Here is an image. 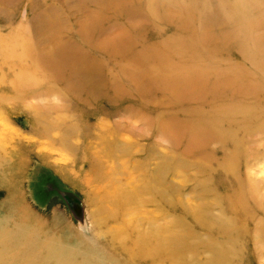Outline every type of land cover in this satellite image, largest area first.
Listing matches in <instances>:
<instances>
[{
	"label": "rangeland",
	"instance_id": "1",
	"mask_svg": "<svg viewBox=\"0 0 264 264\" xmlns=\"http://www.w3.org/2000/svg\"><path fill=\"white\" fill-rule=\"evenodd\" d=\"M121 1L0 0V243L3 232L19 239L8 258L27 251L15 264H56L51 248L74 244L73 264H131L109 246L112 204L96 214L95 192L109 184L103 176L95 187L91 162L134 190L124 150L136 140L133 153L175 160L176 187L212 191L208 203L222 210L213 216L233 236L215 228L213 245L240 252L238 264H264V0ZM45 122L57 124L47 137ZM156 208L136 211L141 229L178 217L204 234L180 208Z\"/></svg>",
	"mask_w": 264,
	"mask_h": 264
},
{
	"label": "bare ground",
	"instance_id": "2",
	"mask_svg": "<svg viewBox=\"0 0 264 264\" xmlns=\"http://www.w3.org/2000/svg\"><path fill=\"white\" fill-rule=\"evenodd\" d=\"M120 2H122V1L120 0ZM126 5H127V3H126ZM198 10H199V8H198ZM135 14L136 13H134V15ZM171 21H173V20H171ZM234 24H236V23L234 22ZM207 27H208V25H207ZM104 33H107V31H105ZM126 37H127V35H126ZM210 39H212V38H210ZM231 39H232V37H231ZM115 41H116V39H115ZM128 45H130V44H128ZM168 46H170V45H168ZM167 49H169V48H167ZM191 49H193V48H191ZM191 55H192V53H191ZM189 58H190V56H189ZM197 59H199V57ZM120 61H122V60H120ZM133 61H135V60L133 59ZM172 61L174 62V60H172ZM121 65H123V64H121ZM179 72H180V70H179ZM189 77H191V76H189ZM204 77H202V78H204ZM197 80H199L198 77H197ZM184 81H186V79ZM191 83L193 85H190L188 87L189 89H187V90L191 91V89H194V86L196 87L197 84L194 83V81H191ZM201 83H204V82L202 81ZM218 83H216V84L218 85ZM176 86H178V84ZM198 88H200V87H198ZM183 89L185 91V87H183ZM234 91H235V89H234ZM197 96H198V94H197ZM223 112H224V110H223ZM259 116H261V115H259ZM244 118H246V117H244ZM126 119H128V118L126 117ZM128 120H130V122L133 123V126H135V128H136L137 124H140V123H142V121H144L143 119H139L138 116H136V118H130ZM216 123H217V121H216ZM216 123H214V124H216ZM115 125H116L115 126L116 130H118L119 132L125 131L124 126L120 125L119 123H115ZM40 127L44 130L45 137H47L48 131H50V130L54 131L57 128V124H55V126L52 125L51 127H49V124L45 122V125L41 124ZM163 127H165V126H163ZM167 128H168V125H167ZM199 129L191 132V135H190L191 140L190 139H188V140L191 141L192 143H195V137H197L198 135L204 134V132L206 131V129H204V128H199ZM136 130H138V128H136ZM167 133H168V137H169L168 142H170V138L172 137L173 134H171V131H169V130L167 131ZM175 135H177V134H175ZM101 136L97 137V142H99V140H101V138L103 137V136L102 137ZM165 138H166V136H165ZM128 143L129 144L125 145L124 151L127 153L128 158H129L128 164L130 163V165H133L134 169L137 172V176L139 178V187H137L136 189H138V190H136V189L126 190L123 188H116V184L114 183L115 178L117 176L116 172H106V171L104 172L102 170V168H100V171H99L97 168H95L93 166V163L95 161H93V163L91 162L92 181L94 183L95 182L97 183L95 185V187L98 188L97 185H99V181L103 179V176L105 177V179L107 180V183L109 184L107 186L108 189L106 191L103 190V194L101 193L102 195H100L101 191L95 189V190H97L96 192L99 194V196H97V193L95 192L96 196H95V200H94L95 202L94 203L97 204V206H98L96 209L97 216H99L101 213H103L104 211H106L108 209L107 206L103 205L105 202H109L110 204H112V211H110L111 212L110 218H108L106 220L107 222L109 221V222L115 223V226L114 227L112 226L111 228H109V231L107 233L111 237V241L109 244L110 248L119 252V255L121 254L131 264H147V263H150V264H238L239 260L241 259V253L240 252H238V251L227 252L224 249H220L219 247H216L215 246L216 244L213 245L214 240L212 238V235L214 234L213 229H215V228L221 230L222 237H226L227 239H230V238H233V236L228 233V231L225 227V225H227L226 223L228 221L224 220L226 222L225 223V222L221 221L220 219H218V217L213 216L214 210H219L220 212H222V210H221L220 206H218L217 204H209L208 203L207 199H208V197H210V194L212 193V191H209L208 189H205V188H203V190H202V187L197 186L196 189L200 188L199 189L200 194H199L198 191H196L195 189L188 190L187 187H185V185L182 186L181 188L176 187L173 183V180L169 181L170 176L173 175V162L175 161L171 156H169L168 154L159 155L155 151H151V152L148 151L146 153L144 151V148H140L141 152L135 150L133 153V149L135 146L138 145V142L136 140H130V142H128ZM97 145H99V144H97ZM188 145L190 146V144H188ZM62 147H65V144H62ZM153 149H154V147H153ZM137 154L138 155L144 154L145 157H143L142 161L135 162V164H134L130 160H131V157L133 155H137ZM93 160H94V158H93ZM90 180H91V178H90ZM112 184H114L113 187L111 186ZM111 191H113V192H111ZM104 192H105V194H104ZM193 200L195 201L194 202L195 204L191 203V201H193ZM113 203H114V205H113ZM141 206H145V207L151 206V207H155V208L157 206L155 213L157 212L160 214L164 213L165 209L166 210L167 209L173 210L176 208H180L183 214H185L187 217H191L195 221V224L201 229V233L203 232L204 234H199L200 231H199V233H195V232L188 230L189 227L186 224L185 220H183L182 218H178V217L170 218L171 219L170 221H172V222H169L163 226H161L160 224L159 225L157 224L156 230H154V228H152V227H151V230H149V229L143 230L140 227V221H138L137 219H134L135 215H136V211L139 210L141 208ZM113 211H114V214H112ZM149 214H151V212H148V214H146V216H148ZM164 217H165L164 220L169 219V216H167V215ZM99 218L100 217H98V225L100 226L101 218L100 219ZM80 220H82V219H80ZM4 221H6V220H4ZM106 221H105V224H106ZM6 222H8V221H6ZM136 227L140 228V230H137ZM3 233H5V236L3 239L4 243H2V244L0 243V264H15L17 262H20L23 258H25L27 256V251L25 253L19 252V253L13 255L12 258L14 259L13 260L14 262L11 261L10 260L11 258H8L7 254L9 253V249H13L14 247L18 246L19 239H17V237H13L9 240L8 239L9 232L8 233L3 232ZM134 234L136 235L135 239L133 238ZM204 235H205L206 239L203 237ZM51 250L52 251L49 252L51 254V256L49 258H53V257H55V259L57 258L56 264H73V262H70V261H72L73 257H75V255H76V246L74 244L70 245L66 248H63V247L51 248ZM90 252H89V254H90ZM50 254H48V255H50ZM83 255L86 256L84 253H83ZM83 255H81V256H83ZM93 255H91V256H93ZM205 255L207 258H204ZM76 256H78V255H76ZM258 257L260 259L263 258V254L258 255ZM188 259H189V261H188ZM74 260H76V258ZM202 260H203V262H202ZM125 261H124V263H125ZM99 263L100 262H98V264ZM82 264H91V263L86 260Z\"/></svg>",
	"mask_w": 264,
	"mask_h": 264
},
{
	"label": "water",
	"instance_id": "3",
	"mask_svg": "<svg viewBox=\"0 0 264 264\" xmlns=\"http://www.w3.org/2000/svg\"><path fill=\"white\" fill-rule=\"evenodd\" d=\"M73 212L78 219H82V208L80 205H75Z\"/></svg>",
	"mask_w": 264,
	"mask_h": 264
}]
</instances>
